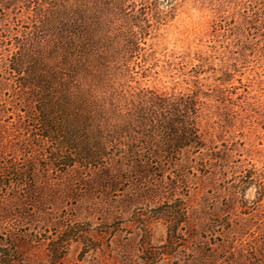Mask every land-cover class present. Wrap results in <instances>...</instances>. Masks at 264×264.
Wrapping results in <instances>:
<instances>
[{"label": "rangeland", "instance_id": "1", "mask_svg": "<svg viewBox=\"0 0 264 264\" xmlns=\"http://www.w3.org/2000/svg\"><path fill=\"white\" fill-rule=\"evenodd\" d=\"M152 1L135 0L149 26L136 51L100 52L127 61L122 74H86L84 104L48 87L51 137L36 81L59 57L42 62L37 0L0 10V264H264V0ZM196 91L206 146L135 167L143 96Z\"/></svg>", "mask_w": 264, "mask_h": 264}, {"label": "trees", "instance_id": "2", "mask_svg": "<svg viewBox=\"0 0 264 264\" xmlns=\"http://www.w3.org/2000/svg\"><path fill=\"white\" fill-rule=\"evenodd\" d=\"M90 1L50 0L49 2L37 0L38 12L31 33L35 34V37L42 42L41 49L45 52L41 58L44 60L42 62H44L43 64L47 63L45 61L50 56L59 57L58 65L55 64L57 67H52L53 72L51 76L49 75V79L43 78L36 81L40 91L36 98L40 113H42L39 121L47 132V137H51L49 134L54 132L46 113L47 103H50L54 98L48 87H53L58 81L60 86H66L70 91L75 88L72 94H66V100L71 98V102L85 103L86 92L82 91L84 90L82 83L86 74L94 70L101 76L107 77L114 67L119 70V74L125 70L127 61L121 62V58L118 56L102 55L101 50L136 51L138 39L149 34L145 8L137 7L135 0H95L99 4L98 8L93 11L89 9L91 8ZM140 1L145 4L148 0ZM160 1L153 0L152 2L156 6ZM167 1V4H170V11H172L174 7L171 5L172 0ZM46 2L49 4L48 11L51 10L49 14L43 13ZM15 3L16 0H2L0 10H7ZM82 5L85 6L87 15L91 12L94 16L97 15L94 21H92L94 18L91 20V17L89 19L87 15L84 22L72 18L73 10ZM119 41H123L124 45L115 47L114 43ZM17 48L21 49V45H18ZM20 54L18 51H14L10 60L15 66L14 70L22 75L24 83L30 84L27 78L31 70H26L29 68L23 63L26 57L22 55L20 58ZM33 64L35 63L31 62L30 64L29 62L28 65L32 67ZM49 92L50 94H48ZM65 101L64 95H62L61 104ZM202 105L203 101L197 91L179 95L174 93L158 95L152 92L143 96L142 103L134 110L136 115L130 117V120L133 124H137V127H143L145 134L127 142L129 149L125 152L126 157L135 167L144 168L151 164V159L145 158V153L159 158L163 152L167 154L187 148L195 150L204 148L206 143L199 122ZM62 139L64 141V137ZM65 143L67 142L64 141ZM63 158L67 157L63 156ZM71 162L76 163L77 161L73 159Z\"/></svg>", "mask_w": 264, "mask_h": 264}]
</instances>
